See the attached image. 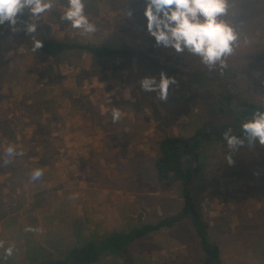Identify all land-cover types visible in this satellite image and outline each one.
Instances as JSON below:
<instances>
[{
    "label": "rangeland",
    "instance_id": "obj_1",
    "mask_svg": "<svg viewBox=\"0 0 264 264\" xmlns=\"http://www.w3.org/2000/svg\"><path fill=\"white\" fill-rule=\"evenodd\" d=\"M145 3L88 0L95 34L60 21L58 5L37 22L34 34L38 38L40 26L49 24L54 38L126 47L132 56L98 60L69 52L54 61L32 51L23 30L27 10L18 18V31L0 25V264L61 257L87 240L137 225L139 214L147 222L174 214L181 198L177 185L156 179L157 143L164 133L189 138L198 127L203 134L194 154L201 166L195 167L193 194L211 238L226 264H264V146L245 142L234 153L235 164L228 165L226 141L216 139L209 125L216 115L235 112L238 98L264 104V1L230 0L226 19L241 42L218 74L187 52L177 56L156 46L141 12ZM121 4L140 5V12L125 17ZM162 70L178 81L167 101L142 91L139 83L144 76L158 78ZM230 83L237 85L235 94ZM221 89L231 101L217 102ZM113 107L122 113L115 123ZM10 144L17 155L5 165ZM35 168L44 175L31 181ZM29 226L36 231H26ZM10 245L14 253L5 258ZM201 257L186 218L95 264H200Z\"/></svg>",
    "mask_w": 264,
    "mask_h": 264
},
{
    "label": "clouds",
    "instance_id": "obj_2",
    "mask_svg": "<svg viewBox=\"0 0 264 264\" xmlns=\"http://www.w3.org/2000/svg\"><path fill=\"white\" fill-rule=\"evenodd\" d=\"M61 6L60 21L67 22L72 29L83 34H95L97 25L90 20L86 11L88 0H0V25L7 24L13 32L18 31V18L27 10L28 20L24 21L26 34L32 39V51L43 47V41L34 35L39 21L46 13H51ZM231 7L230 0H146L144 16L146 17L147 33L154 37L156 46L171 48L177 56L187 52L198 57L209 70L219 69L223 73L228 68V58L241 42V33L226 17ZM124 16L131 18V9H124ZM142 91L155 92L157 99L167 101L171 85L178 81L163 70L159 77L144 76L139 81ZM131 99L130 93L125 95ZM112 121L122 118L121 110L113 107ZM242 135L233 133L231 128L223 132V139L230 150L226 163L234 165V153L247 142L248 147L257 143L264 146V111L255 110L250 119L241 123ZM8 159L17 155L16 148L11 144L5 149ZM44 175L43 169L35 168L30 173V180L37 181ZM26 231H36L27 227ZM4 242L0 241V248ZM14 245L5 248V258L12 256Z\"/></svg>",
    "mask_w": 264,
    "mask_h": 264
},
{
    "label": "trees",
    "instance_id": "obj_3",
    "mask_svg": "<svg viewBox=\"0 0 264 264\" xmlns=\"http://www.w3.org/2000/svg\"><path fill=\"white\" fill-rule=\"evenodd\" d=\"M262 1L264 0H257V3ZM121 6L125 10L131 9V12L136 15L140 12L136 8L140 5L121 4ZM141 15L138 16L141 17ZM37 35L38 39L43 41V47L38 49V52L54 61H58L62 55L69 52H84L98 60L122 57L128 53L129 56L133 55V50L126 47L54 38L49 24L41 25ZM217 70L218 68L212 71L214 74H218ZM231 99V94L222 89L219 90L218 103L229 102ZM255 110L264 111V104L238 98L235 112L224 118L216 115L209 122L215 138L222 140L223 132L229 128L233 130L234 134L242 135L241 123L250 119ZM202 134L203 127H198L189 138L164 133L158 140L159 155L154 161L156 179L160 184L168 187L177 185L178 194L181 198V205L174 214L166 215L154 222L141 221L139 214L137 218L139 223L127 230H111L96 241L87 240L80 245L67 249L61 257L39 258L32 256L28 264H95L104 254H119L135 240L144 238L153 232L170 228L186 218L197 236L202 251L200 264H226L220 246L211 238L209 222L204 217L203 211L193 194L197 180L195 167L201 166V159L196 157L194 153L199 147ZM187 146L191 148L190 154L185 152Z\"/></svg>",
    "mask_w": 264,
    "mask_h": 264
},
{
    "label": "water",
    "instance_id": "obj_4",
    "mask_svg": "<svg viewBox=\"0 0 264 264\" xmlns=\"http://www.w3.org/2000/svg\"><path fill=\"white\" fill-rule=\"evenodd\" d=\"M228 88H229V90H230V92H231L232 94H235L236 91H237V86H236V84H234V83H230V84H228Z\"/></svg>",
    "mask_w": 264,
    "mask_h": 264
},
{
    "label": "crops",
    "instance_id": "obj_5",
    "mask_svg": "<svg viewBox=\"0 0 264 264\" xmlns=\"http://www.w3.org/2000/svg\"><path fill=\"white\" fill-rule=\"evenodd\" d=\"M89 99V98H88ZM99 116H102V115H99ZM89 118V117H88Z\"/></svg>",
    "mask_w": 264,
    "mask_h": 264
}]
</instances>
